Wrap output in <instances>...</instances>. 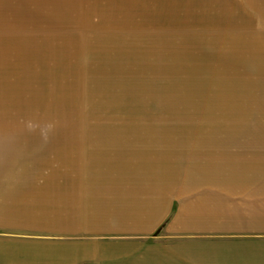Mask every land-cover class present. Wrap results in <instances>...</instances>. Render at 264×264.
I'll return each instance as SVG.
<instances>
[{"label": "rangeland", "instance_id": "1", "mask_svg": "<svg viewBox=\"0 0 264 264\" xmlns=\"http://www.w3.org/2000/svg\"><path fill=\"white\" fill-rule=\"evenodd\" d=\"M258 177L264 0H0V264L248 258L264 247L250 191L216 197L197 233L156 203L171 218L178 183Z\"/></svg>", "mask_w": 264, "mask_h": 264}, {"label": "crops", "instance_id": "2", "mask_svg": "<svg viewBox=\"0 0 264 264\" xmlns=\"http://www.w3.org/2000/svg\"><path fill=\"white\" fill-rule=\"evenodd\" d=\"M231 177H234L233 173H229L226 177V180L231 181L232 179ZM205 181H207V187L204 188V191H203L204 193H201L202 195L200 193H196V194L192 193L193 189L191 186L193 185H191V183L183 184V182L181 183L177 182L180 188L176 189L177 195L175 194L174 195L177 198L182 197L181 201L184 200V202L181 203L179 210L177 209L176 212L173 214V217H171L172 219L170 218V215L173 213L171 209L174 208V205H169L168 208H166L165 201H162V202L159 201V203H156L155 201L156 207L158 208V211H159L158 220L159 219L161 220L160 223L166 224L168 221L171 220L170 223L168 224L170 231L197 233L199 231L213 230L214 220L212 219V217L214 216V212L213 211L209 212V210L211 209L213 210V207H215L214 205L215 198L219 197V200L221 199L224 202L223 207H225V203L227 201L229 202L232 201L230 199V196H232L233 199L241 198L242 195L246 194L245 192L247 191H250L251 194H253L256 197V199L259 200L260 202V203H255L254 218H257V217L262 218V216H264V214L262 215V211L260 212L258 210V209L261 210L264 208V204H263L264 178L258 177L254 179V186H255L253 187L254 189L252 187L250 188L242 187V188H236V189L229 187V186L226 187L224 185L225 183H227V182H224L225 180H222V182L220 181L216 183V182H213L215 181L213 178H209ZM170 192H173V191H170ZM178 192L182 194L179 197H178V194H179ZM169 193L165 192L166 197ZM184 195H186V197H183ZM169 196H172V195L169 194ZM166 197H164L165 200H166ZM155 203L153 205H155ZM259 221L261 222V224L258 225V229H255V231L263 232L264 230H263L262 220L260 219ZM206 249H208V247H206ZM216 249H218L217 246H212L210 250H206L205 252H199V254H202L203 256H197L198 258H195V256L184 258L182 256V252L175 249V252L179 254V256L176 258L175 264L177 263L178 264H264V252H263L264 247L256 251L255 255L254 253L250 254L248 258L241 257L240 255L233 256L230 253L224 254L222 251L220 250L217 251ZM180 257L181 259H179Z\"/></svg>", "mask_w": 264, "mask_h": 264}]
</instances>
